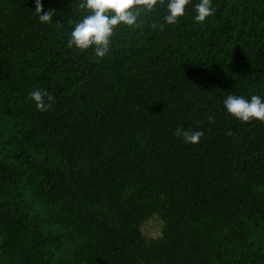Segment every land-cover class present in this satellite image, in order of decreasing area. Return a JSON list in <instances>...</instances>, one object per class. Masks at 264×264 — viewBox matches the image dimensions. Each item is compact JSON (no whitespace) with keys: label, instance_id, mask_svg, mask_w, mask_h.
Instances as JSON below:
<instances>
[{"label":"trees","instance_id":"16d2710c","mask_svg":"<svg viewBox=\"0 0 264 264\" xmlns=\"http://www.w3.org/2000/svg\"><path fill=\"white\" fill-rule=\"evenodd\" d=\"M199 2L99 58L67 46L79 0H0V264H264V122L224 107L264 99V0Z\"/></svg>","mask_w":264,"mask_h":264},{"label":"clouds","instance_id":"9594fccd","mask_svg":"<svg viewBox=\"0 0 264 264\" xmlns=\"http://www.w3.org/2000/svg\"><path fill=\"white\" fill-rule=\"evenodd\" d=\"M190 0H167V14L163 17L166 24H176L178 19L185 14L186 6ZM163 6L165 0H79L78 7L86 14L74 27L68 39V47L80 51L89 48L94 49L97 57L103 58L109 51L112 36L120 25L136 27L141 14L151 13L157 5ZM35 14L42 24L52 22L55 10L44 12L41 0H35ZM195 21L203 23L205 19L213 14L211 0H200L195 5ZM43 13V14H42ZM155 27V25H153ZM163 30V25H160ZM47 97L48 103H45ZM28 98L35 102L37 110L47 111L54 98L47 92L33 90ZM224 107L232 117L249 122L253 119L264 122V99L258 95L246 99L243 96L228 95L224 100ZM209 122H214L209 117ZM231 135V133H228ZM175 135L183 137L185 143L196 144L203 136L202 131L188 132L180 128L176 129Z\"/></svg>","mask_w":264,"mask_h":264},{"label":"rangeland","instance_id":"374dc122","mask_svg":"<svg viewBox=\"0 0 264 264\" xmlns=\"http://www.w3.org/2000/svg\"><path fill=\"white\" fill-rule=\"evenodd\" d=\"M152 219L153 220H149L148 226L144 228L145 231L150 234V236L156 235L155 226H156V223L158 224L155 218H152Z\"/></svg>","mask_w":264,"mask_h":264}]
</instances>
